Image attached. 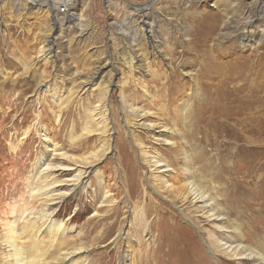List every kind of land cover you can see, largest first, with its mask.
<instances>
[{
    "label": "rangeland",
    "instance_id": "obj_1",
    "mask_svg": "<svg viewBox=\"0 0 264 264\" xmlns=\"http://www.w3.org/2000/svg\"><path fill=\"white\" fill-rule=\"evenodd\" d=\"M31 1L0 0V91H3L0 93V264H14L12 253L5 245L8 240L5 225L16 221L18 232L24 227L19 211L24 210L27 180L48 142L74 158L89 155L94 150L101 159L94 166L99 175L90 174L84 179L90 182L86 192L65 196L48 206L50 218L64 221L66 231L57 241L52 235L40 236V250L45 252L47 264H121L122 258L125 264H217V261L239 264L225 257L217 247L214 242L217 236L212 238L213 253L217 257L210 253L199 240V231L189 227L184 217L194 220L205 236L217 231L219 237L229 235V242L239 237H235L236 233L225 235L217 225L230 229L233 221L243 223L239 228L244 233L245 243L254 233L247 230L248 225L258 227L259 231L264 226V126L247 132L245 139L234 140L227 132V123L228 126L234 123L230 110L238 104L222 101L224 88L255 89L260 92L258 97L262 103L259 114H264V1L69 0L66 6L62 0H57V16L44 5L39 7ZM243 35L251 41L244 40L241 44L239 38ZM189 39L191 44H187ZM189 46L192 47L189 55L180 52L189 50ZM41 51L49 55L42 56ZM186 72L192 77H187ZM194 77L200 85L190 81ZM5 78L9 79L3 86ZM50 82L55 85V93L61 96L59 103L53 101L56 94L45 93L44 84ZM250 84L254 85L249 87ZM38 90L41 99L35 95ZM104 90L108 92V111L102 112L106 116L102 125L98 124L102 117L89 118ZM125 100L144 110L148 117L145 121L161 122L183 133L194 119L196 124L191 127L196 131L192 137L197 156L204 152L212 164L205 171L197 159L192 168L197 169L201 186L213 200V208L224 215V221L201 218L200 213L193 212L184 202L176 203L179 213L172 210L167 201H160L164 210L157 217L152 210L146 212L151 238L138 229L137 219L132 221L131 228L127 227L132 215L129 211L134 212V207H142L148 201L143 197V185L151 184L131 138L140 139L144 147L163 149L165 156H168V147L154 140L159 128L149 133L139 120L126 115ZM38 115L40 117H35ZM3 116L8 119L4 121ZM36 118L39 123L34 127ZM220 122H225L226 131L219 127ZM29 127L34 129L26 138L24 133ZM119 139H123L127 147L120 157L117 153ZM173 139L176 144L181 142L177 136ZM228 142L232 144L230 151L224 146ZM128 159L135 161L136 180L130 178L128 170H123ZM179 160L170 159V162L178 169ZM200 174L205 177L204 181ZM53 175V181L64 183L73 174L55 172ZM97 177L109 193L101 206ZM234 178L240 181V191L232 182ZM69 188L62 184L58 190L68 192ZM233 192H242L245 197L234 202ZM150 193L154 200L160 199L153 191ZM225 197L233 198L231 203H236V207L227 204ZM30 206H25L26 211L34 207L36 212L43 210L39 204ZM169 210L174 216L160 222L158 216L165 217ZM28 229L30 242L23 241L25 236L20 239L17 234L14 235L17 245L22 243L27 247L33 243L36 228ZM125 230L131 236L129 241L119 239L120 232ZM250 249L264 256L259 248ZM24 252L28 258L32 256L31 251Z\"/></svg>",
    "mask_w": 264,
    "mask_h": 264
},
{
    "label": "bare ground",
    "instance_id": "obj_2",
    "mask_svg": "<svg viewBox=\"0 0 264 264\" xmlns=\"http://www.w3.org/2000/svg\"><path fill=\"white\" fill-rule=\"evenodd\" d=\"M46 1H48V2H46ZM68 1L69 0H62L61 3H63L64 5L67 6ZM31 3L35 4V5H38L39 7H41V6L43 7V5H44V7H46L49 12L53 13L54 16H57V14H56L57 12L55 11L57 9L58 3H59V2H57V0H32ZM189 7H190V5H189ZM186 16H187V14H186ZM144 24L145 23H143V25ZM205 31H208V29L205 30ZM189 33H191V32H189ZM244 40L247 41V42L251 41L250 38H248L245 35H243V36H241L239 38V41L241 42V44L243 43ZM172 41L173 40H171V42ZM192 41H194V39ZM171 42H170V44H171ZM190 42H191V40L189 39L187 44H189ZM172 44H174V43H172ZM190 46H192V45H190ZM190 46L188 47L189 50L180 51V52L188 54L189 52L192 51L190 49L192 47H190ZM251 46H253V45H251ZM220 50L222 51V49H220ZM47 51H49V53H50L51 52V47H49L47 49ZM49 53L44 55V51L40 52V54L42 56L44 55L45 57L48 56ZM195 55L198 56V53L197 54L195 53ZM249 59H250V57H249ZM253 64H255V63H253ZM174 71H176V70H174ZM175 74H177V73H175ZM185 75L187 77L191 76L189 74V72H186ZM169 76L171 78L172 77V73ZM207 76H210V75H207ZM7 79H9V78H5L4 80H2V85L3 86H5V84L7 83ZM190 81L192 83H194L195 85L198 83L197 82V78L195 79V77L193 79H190ZM225 85H226V83H225ZM253 85L250 84L249 87H251ZM41 86H43V85H41ZM5 89H7V88H4V90ZM44 89H45V93H52V96L56 94L55 93V91H56L55 90V85H54L53 82L52 83L51 82L50 83H45L44 84ZM40 92L38 90V91H36V94H35L39 99H41V97H40L41 93ZM0 93H3V91H0ZM107 93H108L107 90H104V91L101 92V94H100L101 98H98L99 100L97 101V104L95 105V107L93 109V114L91 113L92 114L91 115L92 118H89V119L97 118V120H98V119H100L102 117V122H100V123L98 122V124H102V125H103L104 119L106 117V116L104 117L102 115L103 114L102 112L105 113V112L108 111L107 110V102H108ZM259 94H260V92L255 90V89L247 91L246 88H244V87H242V88L233 87L232 90L231 89L227 90V89L224 88V94L222 96L223 97L222 101H226V102L229 101L230 103L238 104V106H236V107H234V108H232L230 110V112H231V117L230 118L234 121V123L229 124L230 126H228V123L226 122L227 123V132H229V134H230V136L232 138H235L234 140L239 139V138H243L247 132L252 131V130H256V129L258 130V129H260V128H262L264 126V114H259L260 105H262V103L260 102V97H258ZM60 99H61V96L59 95V93L56 94L53 97L54 103H56V102L59 103L61 101ZM106 100H107V102H106ZM126 102L127 101L125 100L124 101V108L127 111L126 115L128 116L130 114L133 119L139 120V122H141L140 123L141 127L144 128L145 130H147L149 133L150 132L153 133L155 131L154 130L155 128H159L160 130L156 132V133H159V134L158 135L154 134V136L153 135L152 136L154 137L155 141H158L159 144H164L165 146L168 147L167 150H166V151H168V156H165L164 153L162 152L163 149H159L158 147H152V146H145L144 147V146H142V143L140 141H138L140 139L137 140V138H135V137L131 138L132 142L134 144V147H135V149H137L138 155H139V157L141 159L140 164L144 167V170L146 171L147 180L150 181L151 184L148 183L150 185H147V184H146V186H145V184L143 185V191H144L143 197L147 198L148 201L142 205L143 208L142 207H139V208L134 207L135 208L134 212H132L131 210L129 211L130 214H132V215L130 216V222L128 221L130 223V225L128 223L127 227L129 226L131 228L132 221L134 219H137L139 221L138 229L142 230V232L145 233V237H148V235L151 234V231L149 229V220L148 221L146 220V212H149V211L152 210L153 216L157 217V214L160 211L164 210V208L161 207V206H163V202H160V201H164V203H165V201H167L172 206L171 209L172 210H178L179 213H181V211L176 206V203H181L182 204L184 202L183 204L187 203L188 204L187 207L192 208L193 212L200 213V217L201 218H204V219H206L208 221H211V222L212 221H218V222L224 221L225 220L224 215H222L219 212L218 208H217V210H215L213 208V206H214L213 200L209 197V195H207V193L205 192V189L201 186V182H200V180L198 178L199 176H197V174H196L198 172L197 169H193L192 168L194 166V164L196 163L197 159L200 162V166L203 167L205 171L208 170L210 168V164H212V162H210L209 157L204 152H201L200 155L197 156V152L195 151V149L197 147L194 145V140L195 139H193L194 136L192 137V135L196 131H195V129H193L191 127L193 124H196V123H194V119L191 120V123L189 122L187 124L189 129L186 128V130H184V132H186V133H183L181 130L180 131L179 130H174L169 125L161 123V122L157 123V122L145 121V119H147L148 117H147V114L143 112L144 110L142 111V109L136 108L133 105H131L129 103H126ZM185 116H186V114H185ZM187 116H188V114H187ZM35 117H40V115L35 116ZM7 119H8L7 117L3 116V120L4 121H6ZM58 119H59V117H58ZM219 120H220V118H219ZM17 122H19V121H17ZM21 122H22V120H21ZM38 123H39V120L36 118L35 119V123H34L33 126L35 127V125H37ZM218 124L220 125L219 127H221V129L223 131H226V128L224 126L225 122H223V123L220 122ZM63 125H65V122H63ZM86 126L88 127L87 124H86ZM34 127H29L27 132L24 133V136L26 138H28L30 136L31 132H33ZM92 131L95 132L96 130H92ZM89 132L90 131H88V133ZM205 132H207V131H205ZM254 134H256V132ZM221 135H222V133H221ZM174 136L179 137V139L181 141L179 144H176L174 142V139H173ZM255 137H257V136H255ZM71 138H73V137H71ZM244 139H245V137H244ZM43 141L46 143V142H48V139L45 138ZM203 141H205V140H203ZM243 142L245 143V141H243ZM230 144H229V142H228V144H226V143L224 144V146H226L227 150H229ZM245 144H244V146H245ZM253 144H251V145H253ZM117 147H118L117 153H119V157L122 155L121 153L125 154V148H127V147H126L125 141L123 139L122 140L121 139L118 140ZM245 148H247V147H245ZM43 150H44V153L43 154L41 153V156L37 160V165H36L37 167H36V169H34L35 171L32 172V174L28 177L26 198L24 199V202H25L24 204H25L26 208L28 206H30V205L39 204L40 206H43V210H40V212L37 211L38 212L37 213L36 209L34 207L30 211H28L29 208L26 211V208L24 206V210H20L19 211L20 214L18 213L20 215V220H24L23 221L24 222V225H23L24 227H22V229L19 232L17 231V228H16V221H10V222H7V224L5 223L6 224L5 225V230H6V234L8 236V237H6L8 240L5 241V245L10 250L9 253L10 252L12 253L11 256L14 259V264H31V261H32V264H47L46 262H44L45 252L40 250V244L42 243V240H41L40 236H42V234L44 236L48 235V237L52 235L53 236L52 238H54L55 241H57L56 239L61 234H64L65 231H66V224L64 223V221L57 222L56 220H52L50 218L51 214H49L48 211H47L48 206L56 204L57 200H60V199L64 198L65 196L66 197L67 196L70 197V196H73V195L80 194L82 191L86 192V189L88 190L89 187H90V182H89L88 179L85 180V181H84V179L89 177L90 174H95L96 173L95 176L99 175V173L94 170L95 169L94 166L101 159V156L97 155L98 153L93 152L94 150L89 155L88 154L86 156L82 155L81 157H75V158H74V156H68L66 153L62 152L58 148V146L53 145V144H49V142L47 143V145H44V149ZM239 151H241V150H239ZM261 152H263V151H261ZM232 154H233V152H232ZM236 154H238V153H236ZM126 155H128V154H126ZM48 157L51 158V159L48 160ZM170 159H172L173 161H176L177 159H180L179 162H178V166H179L178 169H177V167H173L172 166V162H170ZM52 160H54V161L57 160L58 162L60 161L62 163L58 164V163H55V162H51ZM134 162H133V160L128 159V163L123 167L124 171L128 170L129 176H130V178L132 180H136L137 179V177H135L137 175V167H136ZM176 163H174V164H176ZM220 163H221V161H220ZM223 169H221V170H223ZM83 170H85V171H83ZM205 171H204V173H205ZM55 172H60V175L63 172H71L73 175L71 176L70 179L66 180L64 183H58L57 181H53V179H54L53 173H55ZM248 174H250V173H248ZM200 175L202 177V178H200L201 181H202V179L204 181L205 177L202 176V174H200ZM96 182H97V186H96L97 193L99 192L100 197H101V199H100V206H101L104 202H106V200H107V198L109 196L108 195L109 193L105 189V186L103 185L104 183L102 182L100 177H97V181ZM232 182H233V184L235 186H237L239 191H240V189H242L241 184H239L240 181H239L238 178H234V180ZM242 182H243V180H242ZM62 184H65V185L67 184L70 187L68 189V192H65V191L64 192H60L58 190V187L62 186ZM135 185L139 186V182L135 181ZM178 185H180V186H178ZM226 188L228 189L229 185ZM226 188H224L223 190L225 191ZM126 189H128V188H126ZM149 191L150 192L153 191L156 195H158L160 197V199L158 201L154 200L155 198L152 196L153 193H150ZM224 193H225L224 196H226V192H224ZM232 197L235 200L234 202H236V200H238V202H239L245 196L242 195V192H233V196ZM233 198L231 200V198H226L225 197L224 201L227 204L234 206V208H235L236 207V203H234V202L231 203L233 201ZM110 204H112V203H110ZM227 207H228V210H229V212L231 214L235 213V212L233 213L230 210L228 205H227ZM11 210L13 211L12 208H11ZM28 212H31V214H28V216L33 217V219L26 215ZM170 216L173 217L174 216V212L169 210L168 214L165 217L160 218L158 216V219H159L160 222H161V220L162 221H169L170 220ZM260 218H261V216H260ZM69 219L70 218H68L67 220H69ZM184 219L186 221L185 223L188 224L189 227H193V228L195 227V229L199 231V234H200L199 240L208 249V251L210 253L214 254L216 257H217V255L215 253H213L214 250H213V246H212V243H214V242H216L217 247L220 248L221 251H223V253L225 254V257L227 256V257H229V258H231L233 260H237V261H239V264H242L241 262H243V261L253 262V264H264V256H262V254H260L258 252L252 251L250 249V247H256L257 249L259 248L260 250H262L264 252V229H263L264 226H263V228L261 230L262 232H261V231L258 230V227H255V226L252 227V226L248 225L247 226V230H249V232L254 231V233L253 234L249 233L251 236L249 235L250 237H247V243H245V240H243L244 239V233L241 232V228H242L241 225L243 226V223H241V225H240L237 221L236 222L233 221L234 224H233L232 227H230V229H227V227L224 228L222 225H217L218 227L214 226V227H217L220 230V232H223L225 235L231 234V233H236L238 235V236L237 235L235 236L236 238L239 237L237 241L229 242L228 241L229 235H227L225 237H224V235L219 237L218 235H216L217 231H214L215 233L212 232L210 235L208 234V235L205 236L204 232L199 227H197V225L195 224L194 220L190 219L187 216H185ZM239 227H241V228H239ZM28 228H36V231L32 235L35 240L33 241V243H31L30 246H27V247H24L22 243L20 245H17L18 243L16 244V242L14 240V235H17V234H19L18 237L20 239H22L21 238L22 236H25L23 241L30 242L28 240L29 238H28V236L26 234V230L29 231ZM258 231H259V233H258ZM259 234H263V235H259ZM216 236L218 238L214 239V237L216 238ZM258 237H261L262 240L260 241V239ZM149 238H151V237H148V239ZM212 238L215 241L212 240ZM119 239H121L123 241H127V240L129 241V240H131V236L129 235L128 231L125 230L122 233L120 232ZM30 240H32V239H30ZM132 241H134V240H132ZM53 242H54V240L52 241V243ZM138 242H140L139 239H138ZM128 249L129 248H127V250ZM28 250L32 252L31 254H32V256L34 255L33 257L31 256V257L28 258L26 256V253L24 251H28ZM128 251H126V252H128ZM23 252H24V256L25 257L22 255ZM121 264H125L123 258L121 259ZM217 264H219L218 261H217Z\"/></svg>",
    "mask_w": 264,
    "mask_h": 264
}]
</instances>
